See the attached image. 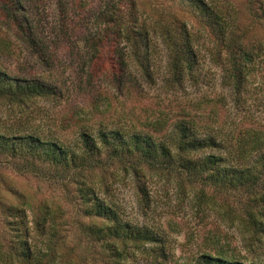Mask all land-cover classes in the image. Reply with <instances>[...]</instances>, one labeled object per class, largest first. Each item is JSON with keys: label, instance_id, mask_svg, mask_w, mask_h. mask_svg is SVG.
Instances as JSON below:
<instances>
[{"label": "trees", "instance_id": "trees-1", "mask_svg": "<svg viewBox=\"0 0 264 264\" xmlns=\"http://www.w3.org/2000/svg\"><path fill=\"white\" fill-rule=\"evenodd\" d=\"M162 1L57 0L60 14L56 23L49 24L42 12L44 0H0V13L48 67H55L62 48L79 53L83 44L95 58L91 81L109 71L121 87L126 83L137 86L138 78L131 79L133 66L143 78L153 80L150 65L159 52L158 35L169 51L172 81H168L182 86L198 77L202 61L198 42L204 35L199 25L212 37L218 61L225 63L224 85L238 97L248 92L263 42L249 35V28L238 22L235 13L212 0H168L181 6L178 11ZM251 10L256 20L264 22V7L260 13ZM58 94V85L41 76L21 77L0 67V98L25 103ZM196 104L191 109L184 106L172 123L163 117L149 123L153 133L111 129L104 122L96 128L87 122L72 144L24 130L0 117V158L21 172L63 177L75 183L85 214L104 222L92 223L86 231L108 253L106 264H128L127 258L133 255L130 248L148 244L159 246L162 260L158 264L170 260L161 233L125 220L118 207L102 197L89 180V172L114 163L135 174L144 201L150 200L142 179L149 170L177 174L217 192L237 193L245 199L241 201L243 222L257 235L250 244H264V123L253 122L245 128L243 123L229 124L218 112ZM132 117L139 119L136 114ZM84 120L80 116L77 123ZM169 129L170 134L163 136ZM32 249L24 241L19 258L27 264L36 261ZM51 252L52 248L49 256ZM195 264H264V258H251L231 244L218 242L201 250Z\"/></svg>", "mask_w": 264, "mask_h": 264}, {"label": "rangeland", "instance_id": "rangeland-1", "mask_svg": "<svg viewBox=\"0 0 264 264\" xmlns=\"http://www.w3.org/2000/svg\"><path fill=\"white\" fill-rule=\"evenodd\" d=\"M212 1L235 13L238 22L249 28V35L264 44V22L256 20L251 10L260 13L264 0ZM56 2L44 0L42 12L47 24L56 23L59 17ZM162 2L174 11L180 10L179 4ZM197 28L204 33L198 42L202 58L198 77L188 79L182 86L171 82L169 51L158 35L159 52L150 65L153 80L143 78L138 67L133 66L131 79L138 78L137 83L133 80L137 86L126 83L121 87L109 71L91 81L95 58L83 44L79 53L62 48L55 58V67H48L32 54L0 13V67L21 77L41 76L59 87L55 97L25 103L0 98V117L24 130L71 144L77 142L78 130L87 122L96 128L104 122L111 129L153 133L154 127L149 123L161 117L172 123L184 106L195 101L197 106L202 104L207 110L218 112L229 124L243 123L245 128L253 122L264 123V45L248 92L238 97L224 85L226 67L218 61L212 37L203 27ZM80 116L86 120L79 125ZM170 130L162 135L170 134ZM3 161L0 158V264H27L19 258L26 240L38 258L29 264H106L108 253L86 231L90 224L104 222L85 214L77 185L63 177L21 172ZM124 168L123 164L114 163L92 170L89 180L102 197L118 207L125 220L165 237L170 252L168 264H195L201 250L218 242L231 244L251 258H264V244H250L255 243L257 235L243 222L241 201L245 199L241 200L237 193L217 192L177 174L149 170L142 179L147 183L150 200L144 201L137 177ZM158 250L155 244L131 247L133 255L126 261L158 264L162 260Z\"/></svg>", "mask_w": 264, "mask_h": 264}]
</instances>
